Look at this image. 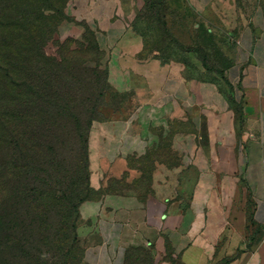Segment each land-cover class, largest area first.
Masks as SVG:
<instances>
[{"label": "crops", "instance_id": "crops-1", "mask_svg": "<svg viewBox=\"0 0 264 264\" xmlns=\"http://www.w3.org/2000/svg\"><path fill=\"white\" fill-rule=\"evenodd\" d=\"M184 2L213 68L186 50L145 54L134 0H77L122 97L90 127L101 193L79 206L81 264H126L136 249L153 264H264V0ZM152 152L145 191L128 161Z\"/></svg>", "mask_w": 264, "mask_h": 264}, {"label": "trees", "instance_id": "trees-1", "mask_svg": "<svg viewBox=\"0 0 264 264\" xmlns=\"http://www.w3.org/2000/svg\"><path fill=\"white\" fill-rule=\"evenodd\" d=\"M69 1L0 0V264H44L51 251L70 245L82 254L79 206L101 193L89 182L95 119L83 114H99L106 93L118 103L122 97L107 83L90 32L80 39L58 36L69 21ZM50 44L55 54L47 52ZM108 108L106 115L113 114ZM159 158L152 152L129 159L144 172L142 190ZM114 183L126 188L123 179ZM135 251L146 255L136 249L128 257Z\"/></svg>", "mask_w": 264, "mask_h": 264}, {"label": "rangeland", "instance_id": "rangeland-1", "mask_svg": "<svg viewBox=\"0 0 264 264\" xmlns=\"http://www.w3.org/2000/svg\"><path fill=\"white\" fill-rule=\"evenodd\" d=\"M128 2V0H123ZM130 1V0H129ZM133 1V0H131ZM135 25L140 30L144 38V53L157 54L162 57H171L179 54L181 51L192 52V54L202 56L206 59L209 54L207 50L200 44V35L193 32V25L197 21L196 17L190 11L184 0H134ZM77 0H70L66 7V14L69 21H66L59 28L61 40L66 38L80 39L86 32H90L92 38L96 42L94 32L87 26L85 18L79 16L76 9ZM217 46L220 41H213ZM49 54H55L56 46L50 44L47 47ZM218 55H221L223 48L216 47ZM213 57L212 54H209ZM103 57V54H102ZM101 57V67H104ZM215 59V58H214ZM211 63V60H210ZM217 66V63L210 64ZM101 88L102 82L97 87ZM105 100L101 102V106L91 116L89 113L83 114L84 118L92 117L95 120L104 111L105 107H115L117 99L109 97L106 93ZM107 101V102H106ZM101 111V112H100ZM94 122V121H93ZM92 122V123H93ZM92 125V124H91ZM91 127V126H90ZM90 132V129H89ZM89 157V154H88ZM89 180H90V164L88 159ZM90 182V181H89ZM81 245V244H80ZM81 250L74 248L73 245L65 247L62 251H51L48 254L44 264H81ZM126 264H153L147 255H143L140 251H135L130 254L126 260Z\"/></svg>", "mask_w": 264, "mask_h": 264}]
</instances>
